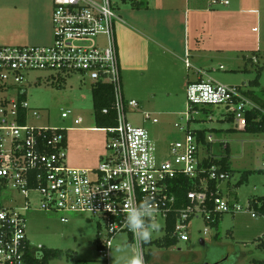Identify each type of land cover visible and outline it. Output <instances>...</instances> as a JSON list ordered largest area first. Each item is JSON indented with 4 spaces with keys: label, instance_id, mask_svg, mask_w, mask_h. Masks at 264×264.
Here are the masks:
<instances>
[{
    "label": "built area",
    "instance_id": "obj_1",
    "mask_svg": "<svg viewBox=\"0 0 264 264\" xmlns=\"http://www.w3.org/2000/svg\"><path fill=\"white\" fill-rule=\"evenodd\" d=\"M219 3L228 5L229 0L211 1V5ZM53 5L51 44L0 45V264H30V256L44 247L35 246L27 234L28 211L37 209L58 214L64 223L73 216L96 222V247L108 262L111 257L108 245L113 248L118 234L125 233L126 243L136 247L125 222L126 200L129 196L137 202L146 197L151 199L157 208L155 219L160 230L140 247L145 264L151 247L159 244L158 241L170 238L177 243L189 242L195 219L202 218L207 234L209 228L217 227L219 217L225 213L249 212L258 217L250 207L232 202L224 195L220 185L232 175L220 165L206 162L220 157L212 149L214 138L207 134L206 141L212 143L208 151L198 137L202 129L190 128V122L198 120L200 114L211 120L213 116L209 114L216 109L226 113L223 119L232 116L236 127L244 130L247 111L257 107L245 94L246 90L212 77L189 82L187 122L184 126L175 124L183 136L169 144L167 158L159 159L146 125L158 123V117L141 110L137 100L124 95L116 35L120 18L112 0H53ZM185 63L192 66L188 57ZM34 71L52 72L53 80L58 82L77 74L90 82L92 89L100 84L111 86L116 125L100 128L108 134V154L97 167L69 164L66 132L71 128L30 122L41 118V110L30 107L23 87L26 75ZM22 95L26 99L20 100ZM108 112L103 110L105 114ZM132 112L141 114L139 125L129 121L128 114ZM71 113V110L63 112L62 117L67 118ZM82 121L78 117L74 123L78 125ZM183 179L188 181L189 188L181 205L177 192ZM212 181L217 183L215 191L211 189ZM10 189L23 194V207H19L17 196H11L12 204L4 201ZM106 190L107 195H102ZM31 193L39 197L37 209L32 204Z\"/></svg>",
    "mask_w": 264,
    "mask_h": 264
},
{
    "label": "rangeland",
    "instance_id": "obj_2",
    "mask_svg": "<svg viewBox=\"0 0 264 264\" xmlns=\"http://www.w3.org/2000/svg\"><path fill=\"white\" fill-rule=\"evenodd\" d=\"M38 1L43 8V16H37L42 19L41 30L36 27L34 19V1L0 0V45H44L53 42V0ZM229 1L231 4L228 6L209 4V9L218 12L214 15L211 13L210 19L217 18L215 22L224 28L219 29L216 24L208 32L206 46L220 49L206 53L203 66L208 68L207 74L210 77L221 83L242 87L244 84L249 85L253 90V99L264 105V0H253L258 7V14L248 15L240 23H236V18L225 19L226 16H219L221 11L238 10V0ZM112 2L117 14L120 12L123 15L125 10L131 9V0ZM171 31L178 37L181 34L176 28ZM159 32L160 27L157 31L160 36ZM181 40L184 42L183 37ZM191 40L194 44L193 33ZM194 54L198 55L196 52ZM253 56L256 60L250 59ZM221 65L223 69H220ZM122 68L125 97L137 100L141 110L152 112L159 119L158 123L147 122L146 125L151 132L157 158L165 159L169 144L183 136V132L175 126L176 123L184 126L187 122L186 82L183 78L189 74L197 79L196 68H188L180 56L161 54V51L149 59L145 70L129 69L125 65ZM259 71V84L255 85L253 81ZM53 75L46 71H34L26 75L23 87L27 91L29 105L41 110V118L30 122L55 128H71L66 132L69 160L78 161L74 165L77 167H97L101 158L108 154V134L100 129L96 121L91 84L77 74L60 82L53 80ZM244 89L249 90L247 87ZM68 110L72 113L63 118L62 113ZM200 115L198 120L190 122V128L207 129L208 135L215 140L212 148L214 154L229 156L232 176L221 184L224 195L232 202L250 207L258 217H253L249 212L225 213L219 225L209 228L207 234H204L206 225L202 218L195 219L191 223L189 242H178L169 248L154 244L149 252L148 264H264V214L250 206V198L264 195V133L240 130L234 121L222 118L226 116L223 110L211 111V120ZM78 117L83 121L76 125L74 121ZM128 119L138 125L142 122L139 112L129 113ZM220 142L229 147L225 149ZM201 155H205L204 150ZM247 171L252 173L238 184ZM11 196H17L19 207L24 206L23 194H16L10 189L4 197L7 204H12ZM30 198L37 209L39 197L31 193ZM97 231L96 222L83 217L73 216L69 222L64 223L56 213H45L38 209L28 211L27 234L32 243L62 251V255L50 260L49 264H114L112 255L107 262L98 253L95 242ZM157 235L154 232L153 236ZM126 238L125 233L118 234L113 249L117 245L127 244ZM200 239L205 241L208 251L206 246H201ZM127 245L130 251H135L134 245Z\"/></svg>",
    "mask_w": 264,
    "mask_h": 264
},
{
    "label": "crops",
    "instance_id": "obj_3",
    "mask_svg": "<svg viewBox=\"0 0 264 264\" xmlns=\"http://www.w3.org/2000/svg\"><path fill=\"white\" fill-rule=\"evenodd\" d=\"M33 1L34 15L36 16L34 19L35 22H37L36 27L41 30L43 26L42 19L37 16H43V8L40 6V1L32 0V2ZM211 1L212 0H146V6L144 7L137 9L131 3V9L125 10L123 15L119 12L118 16L120 20H118L116 24V35L121 70H123L122 67L124 65L129 67V69L145 70L149 59L152 56L155 57L161 51V54L171 53L174 54V56H180L184 63L185 59L187 57L189 58L192 64L191 67L194 66L196 68L195 77L197 79H193L188 74L187 78H183L186 85L191 81L201 78L205 79L204 76L210 77L207 74L208 68L203 66V56L209 52L219 51L220 48L216 49L214 47V49H212L207 47L205 42L206 36L208 32H211L216 27V24L219 25V29L224 28L223 25L215 22V19L218 21L217 18L212 17L210 19L212 15L218 13L213 12V9H209ZM252 1L253 0H238V10L221 11L219 16H226L225 19L236 18V23H240V21L246 20V16L258 14V12L256 13L258 7H256L255 2ZM230 4L229 1L228 5ZM206 17H209L211 20L209 25V19L205 20ZM224 17L221 18L223 19ZM227 25L228 24H226V26ZM158 27H160V36L157 35ZM174 28L181 32L179 37L171 31ZM253 28L256 29V27ZM192 33L194 35V44L191 40ZM1 34L2 32L0 30V36H2ZM181 37L184 38V42H182ZM2 39L7 40L8 38L3 37ZM194 52L198 55L194 54ZM191 57L193 60H191ZM253 57L250 59L256 60L255 57ZM221 66L220 69H223L224 67L221 68ZM244 87L253 91L247 84H244ZM68 162L70 165L74 166L78 161H70L68 158Z\"/></svg>",
    "mask_w": 264,
    "mask_h": 264
},
{
    "label": "trees",
    "instance_id": "obj_4",
    "mask_svg": "<svg viewBox=\"0 0 264 264\" xmlns=\"http://www.w3.org/2000/svg\"><path fill=\"white\" fill-rule=\"evenodd\" d=\"M132 4L135 8L139 9L141 7L146 6V0H131ZM259 77H260V71L256 77V79L253 81V84L258 85L259 84ZM253 91L247 90L245 91V94L252 99L257 107L251 110L247 111V125L244 130L245 132L249 133H264V105H260L257 101H255L252 97ZM92 97H93V103L95 108V118L98 124L100 125V128L103 127H110L116 125V112L114 108V95L113 91L110 85L107 84H100L96 85L92 89ZM26 99L25 95H22L20 97V100ZM104 109H108L109 112L107 114L103 113ZM207 111V110H205ZM230 121H233V117L227 118ZM213 130V129H212ZM208 134L207 129H202L198 132V137L204 145H206V149L209 151L212 143H208L206 141V137ZM222 146L224 143H221ZM229 146L226 145L225 149H227ZM206 162H211V164L220 165L221 169L225 172H229L232 175V170L230 169L229 165V156L223 155L220 157H213L210 160H206ZM252 173V171H247L243 174L242 180L238 183L241 184V182L248 178L249 174ZM180 188L177 192L180 196V204L185 203V192L189 188L188 181L186 179L180 180ZM217 183L215 181L211 182V189L216 190ZM250 206L254 207V209L258 212H261L264 214V195L262 196H255L253 198H250ZM222 216L219 217V220ZM174 224V219L170 221L169 228L172 229ZM218 226V225H217ZM158 243H162L161 246L163 247H171L177 244V241L175 239L166 238L164 242L158 241ZM62 255V251L59 249H53V248H46L43 247L37 251L35 255H31L29 259L30 264H49L50 260L58 258ZM150 255H147V258L149 259ZM261 261L260 263H262Z\"/></svg>",
    "mask_w": 264,
    "mask_h": 264
},
{
    "label": "clouds",
    "instance_id": "obj_5",
    "mask_svg": "<svg viewBox=\"0 0 264 264\" xmlns=\"http://www.w3.org/2000/svg\"><path fill=\"white\" fill-rule=\"evenodd\" d=\"M129 188L130 186H125ZM107 195V190L102 193ZM124 209L126 211V225L133 234L136 241L135 251H130L127 244L117 245L114 249L111 245V255L114 264H145L140 247L144 243H149L154 232L160 230V224L156 221L157 208L149 198H144L137 202L133 197L129 196L126 200Z\"/></svg>",
    "mask_w": 264,
    "mask_h": 264
},
{
    "label": "water",
    "instance_id": "obj_6",
    "mask_svg": "<svg viewBox=\"0 0 264 264\" xmlns=\"http://www.w3.org/2000/svg\"><path fill=\"white\" fill-rule=\"evenodd\" d=\"M217 148H218V146L216 147V151H217ZM200 244H201V246H205V241L203 239H200ZM204 264H209V263H204Z\"/></svg>",
    "mask_w": 264,
    "mask_h": 264
},
{
    "label": "flooded vegetation",
    "instance_id": "obj_7",
    "mask_svg": "<svg viewBox=\"0 0 264 264\" xmlns=\"http://www.w3.org/2000/svg\"><path fill=\"white\" fill-rule=\"evenodd\" d=\"M206 246V245H205ZM205 248H207V251H208V247L206 246Z\"/></svg>",
    "mask_w": 264,
    "mask_h": 264
}]
</instances>
